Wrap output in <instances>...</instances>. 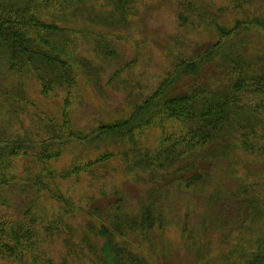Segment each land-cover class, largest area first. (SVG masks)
Masks as SVG:
<instances>
[{"label": "rangeland", "instance_id": "rangeland-1", "mask_svg": "<svg viewBox=\"0 0 264 264\" xmlns=\"http://www.w3.org/2000/svg\"><path fill=\"white\" fill-rule=\"evenodd\" d=\"M79 6L90 14L57 20L75 28L67 34L71 49L90 64L86 69L80 61L75 64L67 125L60 124L64 87L42 95L36 78L6 69L0 58V140L22 139L27 148L26 155L10 159L16 178L0 189V221L14 224L30 207L38 231L34 248L22 258L0 254V264H130V259L138 264H245L243 252L264 232V153L239 146L222 152L198 149L206 157L195 153L193 169L166 177L160 170L134 167V152H124L158 147L161 138L185 129L176 120L156 118L135 131V146L106 132L86 140L66 136L128 117L180 58L215 40L217 25L249 22L240 35L245 37L241 48L247 56L264 49V33L253 22H264V0H133L127 23L112 29L102 18L110 8L106 0H80ZM214 69L210 66L198 80L219 78ZM190 79L183 75L173 87L185 88ZM52 135L63 138L45 139ZM42 150L57 154L40 160ZM106 152L112 156L70 172L72 165ZM195 170L202 174L200 182L186 185ZM244 197H254V211L240 208ZM144 206L150 207L154 224L133 229L127 218L138 216ZM54 225L53 232L47 230Z\"/></svg>", "mask_w": 264, "mask_h": 264}, {"label": "trees", "instance_id": "trees-1", "mask_svg": "<svg viewBox=\"0 0 264 264\" xmlns=\"http://www.w3.org/2000/svg\"><path fill=\"white\" fill-rule=\"evenodd\" d=\"M106 2L110 8L103 13L102 18L109 28L126 24L133 0ZM78 4L80 0H0V58L6 69L26 71L36 78L42 95L49 94L57 87H64L61 126L69 122L68 107L75 94L77 77L75 64L80 61L78 64L83 69L90 68L89 61L71 49V38L67 34L74 33L75 28L60 25L57 21L69 14L73 17L77 13H89L84 12L85 8L78 7ZM244 22L238 20L230 27L217 25L215 40L195 55L180 58L172 73L164 76L152 93L133 105L128 117L102 124L85 134L70 131L66 137L95 139L106 132L124 137L135 146V131L141 132L156 118L176 120L185 125V129L179 134L164 136L158 147L150 149L144 146L138 151L132 148L124 152L125 156L134 152V167L153 172L160 170L161 175L166 177L193 169L197 159L192 156L198 149L205 151L213 147L217 152H222L239 146L245 152L264 153V49L250 56L244 53L241 45L244 47L245 37L241 38L240 35L249 26V22L245 25ZM253 22L264 33V22ZM106 52L111 50L106 47ZM215 59L217 63L214 66L212 62ZM210 66L215 68L219 78L214 80L212 76L199 81L200 75H206ZM183 75L192 78L186 87H173ZM62 138L61 135H52L45 139ZM25 149L22 139L0 140V189L13 183L16 175L9 171L10 159L26 155ZM39 154L38 158L42 160L52 158L57 153L42 150ZM196 155L206 157L205 154ZM110 156L112 153L106 152L83 165H72L70 172H80ZM176 162L183 163L170 171L168 166H174ZM201 178L202 174L195 170L185 180V184L195 185ZM35 184L41 186L39 182ZM253 198L244 197L240 208L245 206L249 207L250 212L254 211ZM63 201L68 205V201ZM30 210V207L26 208L23 216L14 224L1 218V255L22 258L38 242L35 217ZM152 216L150 207L144 206L138 216H129L127 219L135 227L133 229L144 231L153 226L155 219ZM25 219H28V225L24 224ZM55 228L56 225L47 230L53 232ZM99 233L105 236L106 228L101 226ZM243 255L245 264H264V232L257 236L254 246L243 252ZM129 261L130 264H138L132 259Z\"/></svg>", "mask_w": 264, "mask_h": 264}]
</instances>
